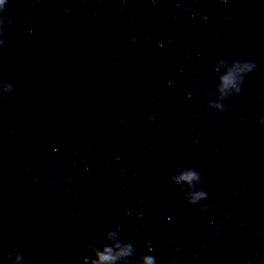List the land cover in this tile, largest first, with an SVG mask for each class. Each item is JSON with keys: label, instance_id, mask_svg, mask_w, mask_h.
I'll list each match as a JSON object with an SVG mask.
<instances>
[{"label": "water", "instance_id": "water-1", "mask_svg": "<svg viewBox=\"0 0 264 264\" xmlns=\"http://www.w3.org/2000/svg\"><path fill=\"white\" fill-rule=\"evenodd\" d=\"M222 57L252 60L257 68L241 94L223 102L227 113H210L204 105L217 99L213 72L225 71L211 65ZM258 114L264 115V0H160L146 112L141 256H154L157 264H264ZM181 168L201 172L204 183L197 187L210 193L195 207L170 182ZM204 206L209 210L201 214Z\"/></svg>", "mask_w": 264, "mask_h": 264}, {"label": "clouds", "instance_id": "clouds-1", "mask_svg": "<svg viewBox=\"0 0 264 264\" xmlns=\"http://www.w3.org/2000/svg\"><path fill=\"white\" fill-rule=\"evenodd\" d=\"M8 3V0H0V12L5 11V5ZM26 20L28 18H25ZM9 24H12V21L9 19ZM29 35H32V29H29ZM5 41H0V43H5ZM8 49L0 51V55L6 54ZM21 58L27 60L29 57L24 54H14L12 59L20 60ZM225 66V71L222 73L219 68H216L213 72L218 76L217 80L212 81V85L216 88L217 98L215 101L211 99H206L204 107L212 111L219 113H227L229 109L223 103L224 101L231 102L232 98L239 96L241 94L243 85L245 83L246 77L256 70L257 64L252 60L248 59H237L229 60L227 57L220 58L216 63L211 65V69L215 65ZM14 89L12 83L3 79L0 80V98H3L5 101L12 95ZM207 97H213L211 91L204 92ZM185 97L188 100H191V93L186 92ZM203 100V99H201ZM201 100L194 101L195 103H200ZM215 109V110H213ZM219 123V119L217 120ZM256 123L260 127H264V115H257ZM51 175H55V171L51 172ZM170 182L174 187L180 188L184 192L181 197L182 200L189 204L190 206L195 207L201 201H204L209 198L210 193L198 188L197 186L204 183L201 172L196 171L194 168H181L177 170L175 174L170 177ZM53 181L51 179L47 182V187L52 186ZM187 191H184V189ZM208 206L201 208V214L207 212ZM122 229L117 227L115 230L109 229L106 233V236L103 239H97L95 245L89 244L88 251L94 255V259H91L89 264H157L156 258L151 255H143L137 257L135 255L136 249L132 243H124L120 239H116L121 234ZM219 228L216 229V232L213 235L218 234ZM118 249V251H116ZM149 251H152L150 248ZM15 255L16 260L20 261L25 259L19 253H7L5 257L6 264L11 256ZM26 264H32L30 259H26Z\"/></svg>", "mask_w": 264, "mask_h": 264}]
</instances>
